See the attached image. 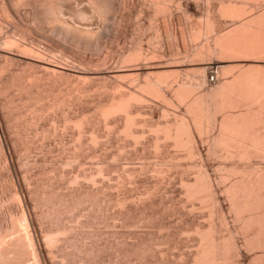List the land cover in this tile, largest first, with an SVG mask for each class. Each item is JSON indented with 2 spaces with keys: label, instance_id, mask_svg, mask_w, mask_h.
Here are the masks:
<instances>
[{
  "label": "rangeland",
  "instance_id": "obj_1",
  "mask_svg": "<svg viewBox=\"0 0 264 264\" xmlns=\"http://www.w3.org/2000/svg\"><path fill=\"white\" fill-rule=\"evenodd\" d=\"M33 1L34 0H32V2ZM67 1L64 2L67 3ZM77 1L75 0L73 2ZM150 1L151 0H138L136 4L135 2L123 3L121 2V0H118L115 2L116 13L112 14V12L110 14L113 17L105 14L104 12H99V15L103 17V20L105 21L101 23L99 22L100 19L94 17L95 19H92V22L89 20V24L88 22H85V25L83 22L80 23L69 16L70 8H72L70 6L73 2H71L70 4H66L63 2V9L65 8L64 6L67 5L68 11L67 7L65 8V13L63 12L64 10L62 11L61 22L65 21L66 23H69V28H64V25L53 22L54 20H51V18L47 16V14H45L44 9L42 8L43 6L40 5L39 0H35L34 5L33 3L29 5V7H32V9H29L32 12L28 11L27 9L26 12L21 13L24 15L28 14L26 16L29 17H27L29 21H25L26 16L24 15H22V17H24V20L23 18L22 20L25 21L24 23L29 22L28 24L30 25L31 23L32 25L28 26L26 24V26L28 27L25 28L31 29V37H33L31 38V40L33 39L31 44L33 48L37 50L39 54H41L42 61L44 60V62L46 61L45 63H49L53 66L56 65L58 66V68L63 67L59 69V71H62L65 75H60L61 77L58 75L59 77H57L58 79H56V81H53L51 79L53 82L51 80H47L46 78L47 81H45L44 87L47 88L49 86L48 88H51L52 90L54 88L55 91L53 90L54 92L51 95H48L44 92L41 93V91L39 92L41 94V101H39V104H35V107L40 109L39 111L41 112L40 118L38 119H36L35 115L30 111L31 105H34V103L31 104L27 102L23 105L22 103H20L21 105H19V109L12 112L11 109L6 108L5 105L7 96H0V107H3L2 109L0 108V221L3 222L2 217L5 215L6 207L11 205L13 206V204L10 203V205L6 204H8L7 196L11 192L12 187H14L21 199L23 209L26 212L28 218H30V220L35 223L34 226H36V229L34 228L33 230L35 232H38L34 235H37L38 238V236L40 235L39 229L41 228V231L43 228L42 231H44L46 226L47 231L51 223L48 222L50 220L49 217H46L45 210L49 209L47 208L49 204L41 205V203H38V201L36 200L37 198H34V191L39 185H43L46 180L50 178L49 181L54 183L52 184L53 188L49 187L47 189H51L52 192L54 191L53 194H56L57 192L64 193L67 190V186L63 182L59 183L60 181H58L59 178L57 176L60 172H70L80 169L76 162L72 163L71 165H66L65 163L70 162L68 160H70V157H72L74 152L79 153L80 162L82 163V167L80 166L81 169L84 168V170H94L96 167L95 164H98L97 166H101L105 173L103 179L98 180L100 182L97 183V187L102 192V202L99 205L100 207H97L90 203H86L78 211H73L70 213V221H63L64 217L60 221V223H62V226L70 225L74 227L73 236L81 249H84L85 251H88L89 249L99 251L97 257L93 256L88 258V256L85 255V258L81 261L80 264H188L189 259H191V255L194 254V250L196 249L197 245V239L192 233L194 232L193 230L195 228L205 229V227H207L209 223V221H206L208 220V211L206 212V208H202V210L200 208L199 210V204H197V202H193V204L191 201H186L187 199L185 198L183 188H181L182 186L180 185L181 178L182 180H185V182L193 181L194 172L196 171L193 169L196 167V164L199 165L200 160H195V158H193L194 160H189L184 156L183 151L182 153L180 150H176L174 147H172V143L170 140H165L160 135H154V133L150 131V127H152L153 125H164L165 123L171 121L173 122L175 120V116H183L185 114V106L182 105V107L181 105H177L178 103L175 101V98H173L174 93H172L174 87L176 86V80L178 81L182 79L181 77L183 74L188 73V77H193L194 81H196L197 77L200 76L194 73V71L195 69L203 67L206 68V71L202 75V78L204 79V81H206L208 72L210 70H208V67L217 72L218 70H220L218 69L219 67H229L236 64L241 65L246 64V62H243L242 60H240L241 62H239L238 60L236 61V59H230V61L228 59L227 61L224 60L221 63H215V58L213 56H210L211 58L209 56H198L197 58L195 55V52L197 51V44L204 42L205 40L204 38H201L198 41L196 40L197 42H194L191 37H188L190 35V32L188 33V31L190 30L188 26L193 25V29L191 28V32L192 30H197L198 28L195 27L196 25L202 23L201 21L204 15L202 13H200L201 16L200 14L197 15L200 16L199 19L195 15L194 17L197 20L200 21L201 19L200 23L194 18H191L192 20H190V24L189 19L187 20L186 16L184 17L181 12L176 11L177 9L174 8L176 6V2L178 3L180 1L175 0L174 4H172L170 7L171 9H169L171 12L168 10V12L170 13L166 12L165 14H162V16L157 15V17L159 18H157V20L152 15V10L149 7ZM206 1L210 3L211 17L215 19L214 21L218 23L221 22L220 25L222 27L224 26L225 28L231 26V22H228L229 20H223L221 16H219V13L216 12V6H218L219 2H227L228 0ZM5 2L8 7L12 6V1L11 3L9 2V4L11 5L7 3L8 0H4V3ZM199 2L204 3L205 0H200ZM237 2L242 6H248L247 8H251L254 13L264 7L262 1L258 3L251 1L253 2L251 4H249L250 1L249 3H247L246 0V3L244 2V0L242 2L238 0ZM82 3L83 6L87 7V2H85V4L82 1ZM107 3H110L109 5H112L110 1ZM73 5L75 4L73 3ZM81 5L82 4L80 3V8L83 7ZM23 7L24 6H22V8ZM18 8L17 10H19L20 12H22V10H26L22 9L21 6H19ZM1 10L2 9L0 8V20H3L2 18H4L5 16H3L4 13ZM142 10L144 11L142 12ZM140 12H142V14H140ZM171 13L172 17L170 16ZM66 14L68 17L65 16ZM182 16L186 18L188 22L185 19L183 20ZM188 17L190 18V16ZM67 18L70 21L67 20ZM163 19L165 20L164 22L166 24L170 25L171 23V30H173L172 32L170 30V27L167 28L169 25H166V27L162 26ZM71 20H74L73 24ZM194 20L196 22L193 23ZM151 21L152 23L150 24ZM183 21H186V23H184ZM187 23H189V25ZM156 24L158 25L157 27L155 26ZM23 25L20 26L21 28H18L20 29V31H23ZM202 25L200 24L199 28ZM84 27H86L85 29L88 28L91 31V36L88 38L80 36L77 33L75 34V32L72 31L73 28L83 30ZM224 27L222 29H224ZM155 28H157V30ZM164 28H167V30L169 29V33H172L170 39L168 36L167 39L166 35H164V33L166 32V29ZM68 29L70 31H68ZM182 30L184 31L182 32ZM3 31H5V29ZM155 32H159V38H156ZM180 33L183 35V37L182 35L180 36ZM181 38H184L185 42L183 41L184 39L182 40ZM155 39L158 41H156ZM134 49H140L142 54L144 52L146 58H148L140 62L137 61L127 64H121L120 58L122 57V55ZM150 52L151 54L154 53L156 55L154 56L156 57L155 60L154 58L152 59ZM161 56L162 58H160ZM149 57H151V60L149 59ZM248 63L253 64L254 62ZM158 64L161 65L158 66ZM254 64L262 67L264 66V61L262 60L261 62ZM17 66L19 67V65ZM156 66L164 67L163 69H161L163 71H179L177 72L179 73V79H175V81L173 79L174 83H172V80H170L171 82L169 83L168 87H163L160 89V92L164 94V96L169 101L171 100V106L165 105V103H163L160 99H155L153 97L150 98L149 95L142 96L143 103L140 104V107L139 104H131V112L137 116L135 117L137 119L135 120L136 126H133L132 129L134 132L143 135L142 138L140 137L138 139V143L130 140L129 138L126 139L119 132V128L122 123L120 116L111 117L109 120V122H111V125L108 126L109 128L104 127L105 125L103 119H101V117L98 115L99 113L96 109L98 103L107 96H118L119 92H122L124 90V92L126 93H137V84L141 82L143 77L146 76L143 75L142 77L140 76V74L153 70L159 71L158 69H156L158 68ZM18 67L15 68L14 66H12V69H19L20 67ZM128 69H133L130 70L131 72L129 71V73L138 74L137 79L136 77H134V75L132 76L134 78H130V80L127 78H120L121 80L119 78V80L107 78L115 71ZM161 70L159 72H161ZM33 72L35 74H40L38 70H34ZM74 73H98L104 77H102L101 79V76L99 77V79H93L90 77L91 79H87L88 82L85 81V79V83H82L83 80H79V82L74 77L69 75ZM233 74H231L230 76L226 75L228 76V78L226 79L223 76L222 79H220V76L219 80H231L232 75L233 77L236 76L237 72ZM218 81L216 82L218 83ZM78 84H80V86L83 85L82 87H85L84 89L87 90L83 93L77 92L75 88H73V86H76ZM107 85L110 88L107 87ZM113 85H117L119 87L122 86V88H120V91H115L113 90ZM203 85V88L201 87L200 89H198L199 92H202L210 87V84H208L207 82H205ZM166 89H170L169 92ZM198 90L196 91V93H199ZM60 91H62L61 94ZM14 94H16V96L18 95L17 100L22 97V95L19 93L17 94L15 92ZM59 97L62 100L64 99V107H60L59 109H55L52 111L48 107L51 106L52 102L55 101V99L59 100L57 99ZM4 107L6 110L4 109ZM61 110L65 112L64 114L68 115V118L71 117V120L74 117H79L82 112H85L88 116H92L94 118L95 126H91V129L87 128V131L85 130V133H82L80 137L81 139L79 138V143L83 147L82 149H75V146L77 145V131L73 128V125H70V122H68L69 124L67 123L68 125L64 123L65 118H63V116L61 115ZM4 111L6 112L4 113ZM163 111H165V113L167 112V117H161V113ZM238 111L240 110L237 109V112ZM136 112L137 114H135ZM3 114L9 116L8 121L7 118L5 119L6 122L3 120L5 117ZM218 114L220 115L221 113ZM14 115L17 116V120H13L12 117ZM138 115L141 116L138 117ZM219 118L221 117L216 115L214 120V125L216 127L213 125V129L211 128V130H213V134L210 131L208 135L203 134L201 138H199L197 134H195V136L200 139H197L196 149H198L196 151L200 153V156H202V162L203 164H205V169L208 175L211 176L212 180L214 179V182L219 181L218 184L216 183L217 197L221 209L224 213V218H226V226H223V228H219L218 222H214L217 221L216 217L213 222L215 223L216 227L218 226L217 229L219 228L220 234H227L226 231L227 228H229L231 231H233L234 233L236 232V234L239 235L235 236L240 250L239 253L241 252L238 261L241 264H249L250 258H253L256 255H261V252L258 250H254L255 252L253 250H245V246L243 244L244 235H240V232L237 231V224L233 223V216L231 213V215H229L228 213V203L227 200H225L226 198L224 197L225 195H223L224 193H222L223 189L229 183L227 181L228 178L226 180L223 179L225 180L224 182L218 180L219 176H222V174L223 176L225 175L224 171H220L218 169L219 166L217 167V165H220V163L222 162V159L219 156L221 154L220 151L217 152L218 154L216 153L217 155L215 157L207 156L208 151L206 150L209 146L208 139L214 137V135L216 134ZM186 119L188 120V118ZM90 130H94V134L95 136H97L98 142L96 145H94L95 147L90 145ZM43 131H45V133H43ZM155 138L159 140H157L159 144V151L153 147L154 145H152L155 142ZM181 156L185 158L183 159V157ZM177 158L180 159V161H177ZM185 159L191 162H188ZM156 164L159 166L161 165L162 167L164 166L165 168L164 171L166 173L163 179L156 177L157 175L154 174V167L156 168ZM172 164H174V166L176 165L177 167L173 168ZM188 166L190 168H192L193 166V168H189L190 170H188ZM168 170L170 171L168 172ZM128 174L131 175L128 177ZM9 186L11 187L9 188ZM121 201L125 203L123 208L118 207L117 204ZM5 202L6 204H4L5 206H3V208L2 205ZM190 204H192V206H190ZM34 212L36 215H34ZM40 214H43L41 217L43 222L41 221V218L39 219V217L41 216ZM47 222L48 224H46ZM39 223H41V226ZM62 246L63 247H60L61 249H56L57 251L54 250V255H57L56 259L53 256L55 264H59L56 262H60L61 256L64 254V252L69 251V253H72L70 251H73L70 245ZM140 247L144 248L145 251L143 250L140 253ZM58 250H62V253L60 252L61 255H59L60 253Z\"/></svg>",
  "mask_w": 264,
  "mask_h": 264
},
{
  "label": "bare ground",
  "instance_id": "obj_2",
  "mask_svg": "<svg viewBox=\"0 0 264 264\" xmlns=\"http://www.w3.org/2000/svg\"><path fill=\"white\" fill-rule=\"evenodd\" d=\"M11 1L8 0L7 3L9 4L10 2L12 4L11 7H8L6 5V2L4 3V0H0L1 2L0 8L2 9L1 11L4 13L3 16H5L4 18H2L3 20H0L1 22L0 23V96L3 95L7 96L6 102L5 101L3 102H5L6 108L11 109L12 112L14 110L19 109L18 107L19 105H21L20 103H22V105L27 102L31 104L34 103V105L33 104L31 105L30 111L35 115V118L38 119L40 118L41 112L39 111L40 109L36 108L35 106L37 105V103L39 104V101H41L40 98L41 94L39 92L41 91V93L44 92L48 95L49 94L51 95L55 91L54 88H53L54 91L51 88H48L49 86L47 88L44 87L45 81L51 79L53 81H56V79H58L57 77H59L60 75L64 76L65 74L62 71L61 72L59 71V69L63 67L58 68V66L56 65L53 66L50 65L49 63H45L46 61L44 62V60L42 61L41 54H39L38 51L35 50L31 44L33 40V39L31 40V38H33L31 37L32 36L30 32L31 29L25 28L30 26L31 23L30 25L28 24L29 22L24 23L26 20H28L27 19L28 16H26L28 14L25 13L26 15H24L21 13L26 12L27 9L28 11H30L29 9H32V7H29V5L31 3H33L34 5L35 0L33 2L32 0H11ZM39 1H40V5L43 6L42 8L44 9L45 14H47V16L51 18V20H54L53 22H57L60 25L61 24L64 25L63 26L64 28H69L68 27L69 23H66L65 21L61 22L62 11L64 10L63 12L65 13L66 10L65 8L67 7L66 4L67 3L70 4L75 0H68V1L39 0ZM64 1H67V3ZM78 1L73 2L75 5L71 3L72 5L70 7L72 8L69 7L70 8L69 16H71L72 18H74V20H77L80 23L83 22L85 25L87 22L89 24V22L92 19H95L94 17L100 19L99 22L101 23L105 21L103 20V17L99 15V12H104L105 14L108 15H110L112 12H113L112 14L116 13L115 2L118 0H109L112 5H109L110 3L109 4L107 3L109 2L108 0H100V1L78 0ZM82 1L84 3L87 2V7L83 6ZM199 1L180 0L178 3L176 2V6L174 7L177 9V10L175 9L176 11L181 12L182 15H184V17L186 16L187 20L189 19V22L194 18L196 21L200 23L201 19L199 21L194 16L196 15V17H198L199 19L201 16L200 13L204 15L203 18L201 17L202 23L200 24L203 25L200 26V28H199L200 24L196 25V27L194 24V27L198 29L195 30L194 28L195 31L192 30L191 32V28L193 29L192 27L193 25H190L191 27L188 26L190 29L188 33L190 32L189 34L191 35V36L189 35L188 37H191L194 42H197L201 38L202 39L204 38L205 40L204 42L197 44V51L195 52L196 57L198 58V56L199 57L213 56L215 58L214 60L215 63H221L224 60L227 61L228 59L229 60L236 59V61L238 60L239 62H241L240 60H242L243 62H246V64H241V65L236 64L229 67H219L218 69L220 70H218L217 72L215 71L216 81L219 80L220 76H221L220 79H222V76L226 79L228 78V76H230L235 72H237V75L233 77L234 75L233 74L231 80L230 79L224 81L219 80L218 83L216 81L214 83H208L207 78L206 81H204L202 75L206 71V68L203 67L195 69V71L193 70L194 73L200 76L197 77V80L195 79L196 81H194L193 77L189 78L187 75L188 73L183 74L185 76L183 75L182 77L180 76L182 79L178 81L176 80L175 82L176 86L174 87L172 93H174L173 98H175V101L178 103L177 105L185 106L184 115L186 118H188V120L184 117L183 114H181L183 116H177V117L175 116L174 117L175 120L173 122L172 121L167 122L164 125H153L152 127H150V131L154 133V135L162 136L165 140L166 139L168 141L170 140L172 143V147H174L176 150H180L181 152L183 151L184 156L187 157L189 160L193 158H195V160L196 159L200 160L199 165L196 164V167L194 166L195 168L193 170L196 171L194 172L193 181L185 182V180H182V178L180 180L181 182L180 185L182 186L181 188H183L185 198L187 199L186 201H191L192 203L197 202V204H199V210L200 208L201 210L202 208L204 209L206 208V212L208 211L207 214L208 220L206 221L207 222L209 221L205 229L195 228V227L194 230L192 229L194 231L192 233L195 235L197 239V245H196V249L194 250L195 251L194 254L192 253L193 255H191V259H189L188 264H241L238 261L241 252L239 253L240 250L235 238V236L238 234H236V232L234 233L229 228H227L226 231L227 234L225 235H222L219 232L220 227L223 228V226H226V222H225L226 218H224V213L221 209L217 197V184L219 181L217 182L215 180L216 182H214L213 181L214 179L212 180L211 176L208 175L205 169V164H203L202 162V158H201L202 156H200V153L196 151L198 149V148L196 149L197 139L201 138L203 134L208 135L210 131L212 133L213 130H211V128L215 124L214 120L216 115L221 117L218 119L219 122L217 124L218 129L216 131V134L214 135V137L208 139L209 146L206 150L208 151L207 156L215 157L218 154L217 152L220 151L221 154L219 156L222 159V162L220 163V165L218 164L217 167L219 166L218 169L220 171L223 170L225 175L223 176L222 174V176H219L218 180L224 182L228 178L227 181L229 183L223 189L222 192L224 193L223 195H225L224 196L226 198L225 200H227L228 203V213L229 215L232 214L233 216L232 221H234L233 223L237 224V228H238L237 231L240 232V235L241 234L244 235L242 236L244 237L243 244L245 246L244 247L245 250L246 249L250 251L258 250L261 252V255L259 256L256 255L253 258L251 257L249 264H264V66L261 67L254 64V63H259L262 60L264 61V7L258 10L256 13H254L251 8H247L248 6H242L238 4L237 2L238 0H228L227 2L224 1L219 2L218 6H216L217 7L216 12L219 13V16H221L223 20L226 19L229 20L228 22H231V26L228 25L229 26L228 28L227 27L225 28L223 26L224 29H227L224 30L222 29L223 27L220 25L221 23L220 19H219L220 23H218L214 21L215 19H213V17H211L210 3H208V1L206 0L204 3ZM239 1L242 2L243 0H239ZM251 1L255 3L262 1L263 2L262 4H264V0H246V2L249 4L253 3ZM63 2L66 3L64 9H63ZM121 2L136 3L138 2V0H121ZM174 2L175 0H151L149 3V7L152 10V15L157 19L158 18L157 15L162 16V14L168 12V10L171 9L170 7L172 4H174ZM80 3L82 4L81 6H83L82 8H80ZM19 6H21V8L22 6H24L22 9L24 10L26 9V10L25 11L22 10V12H20L21 10L18 8ZM17 8L20 11L17 10ZM67 11H68V7H67ZM143 11L144 10H142V12ZM142 12H140V14H142ZM199 14L200 16H197ZM22 15L26 16L25 21H23L24 17H22ZM65 16H67V14ZM170 16L172 17V13ZM188 16H190V18ZM184 17L183 20L184 19L186 20V18ZM67 20L69 19L67 18ZM74 20H71L72 24ZM195 20L193 21V23L196 22ZM162 21H159L162 22V26L166 27V25H169L164 22L165 21L164 19ZM186 21L183 22L186 23ZM151 23L152 21L150 22V24ZM26 24L28 26H26ZM157 24L155 25L156 27L158 26ZM187 24L189 25V23ZM21 25L24 26V28L22 27L23 31L22 30L20 31V29H18L21 28L20 27ZM86 27H84L83 30H78L74 28L73 30L72 29L71 30L74 31L75 34L77 33L80 36L88 38L91 36V31L88 28L85 29ZM169 27L171 30L172 29L171 23L167 28ZM167 28H164L166 29L164 35H166V38L168 36L170 39V36H172L171 32L173 30H171V32L169 33L168 31L169 29L167 30ZM4 29L5 31H3ZM155 29L157 30V28ZM68 31L70 30L68 29ZM183 31L184 30H182V32ZM155 34H156L155 35L156 38H159V32L157 33L155 32ZM181 35L182 34L180 33V36ZM183 41L185 42V39ZM143 54L140 51V49L131 50L128 53L122 55V57L120 58V63L127 64V63H132L137 61L140 62L146 60L148 57L146 58L145 54L144 55ZM151 56L152 59L154 58L155 60L156 57L154 56L156 55L152 53ZM150 58L151 57H149V59ZM160 58H162V56ZM248 62H252V63L254 62V63L249 64ZM17 65H19L20 68ZM160 65L161 64H158V66ZM12 66H14L15 68L18 67L19 69H12ZM163 68L164 67L161 66L156 69L160 71ZM209 69L211 68L208 67V70ZM34 70H38L40 74H38L37 72H36L37 74H35L33 72ZM130 70L129 69L118 70L113 72L112 74L110 71L111 75H109L107 78L108 79L127 78L130 80V78L132 79L136 77L137 79L138 74L135 73L131 74L129 73ZM159 71L153 70L140 74V76L142 77L143 75L146 76L143 77L141 82L137 84L138 87L137 93H131V92L126 93L124 92L125 91L124 90L122 92H119V95L118 96L116 95L117 97L107 96L98 103L96 109L99 113L98 115L101 117V119H103L105 125L104 127H108L111 125V122H109L111 117L120 116L122 123L119 128L120 129L119 132L123 135V137H125L126 139L129 138L134 142H137L140 137L142 138L143 135L134 132L132 129L133 126H136L135 120L137 119L135 117L137 116L131 112V104L136 103L137 105L139 104L140 107V104L143 103L142 96L149 95L150 98L153 97L155 99H160L163 103H165V105L171 106L172 103L170 102L171 100L169 101L164 96V94L160 92V89L163 87H168L169 83L171 82L170 80H172V83H174L175 79H179L178 78L179 73H177L179 71L177 72L170 70L169 71L161 70V72ZM69 75H71L78 81L83 80L82 83H85V81L88 82L87 79L90 77L93 79L95 78L99 79V77L101 76L98 73H91V74L74 73ZM133 75L134 77H132ZM102 77L104 76H101L100 79ZM205 82L210 84V87L202 92H199L198 89L204 86L203 84ZM82 86L78 84L76 86H73V88H75L77 92L83 93L87 89H84L85 87ZM113 86H114L113 90L115 91L116 90L120 91V88H122V86L120 87L117 85H113ZM107 87L109 86L107 85ZM169 90L167 91L169 92ZM197 90L199 93H196ZM15 92L17 94L18 93L21 94L23 98L21 97L22 99L20 98L17 100L18 95L16 96V94H14ZM61 93L62 91H60V94ZM57 99L59 100L55 99V101L53 102L51 101L52 104L50 107H48L52 111L55 109H59L60 107L62 108L64 107V103H65L64 99L62 100L60 97ZM237 109H239L240 111L237 112ZM5 112L6 111H4V113ZM64 113L65 112L61 110V115L63 116V118H65L64 119L65 122L64 120L63 122L66 125H68L69 124L68 122H70V125H73L74 126L73 128L76 129L77 131L78 136L76 137L77 145L75 146V149H82L83 147L79 143V138L81 137L82 133H85V130L87 128L91 129L90 128L91 126H95L94 118L92 116H88L87 113L82 112L79 117L78 116L76 118L74 117L75 119L72 118L71 120V117L68 118L67 117L68 115ZM218 113L221 114L219 115ZM135 114H137V112ZM161 114H162L161 116L162 118L165 116L167 117L166 115L167 112L165 113V111H163ZM4 116L5 117L3 120L5 121V119L7 118L8 121L9 116L8 115H4ZM140 116L141 115H138V117ZM16 117L17 116L14 115L12 117L13 120H17L18 118ZM10 118H11V114H10ZM65 124H64V128H65ZM43 133H45V131H43ZM195 134H197L199 138H197ZM157 140L158 139L155 138V142L154 144H152L154 145L153 147L156 150H158L159 148L158 146L159 144ZM89 141H90V145L92 146L96 145L98 142L97 136H95L94 134V130H90ZM185 157H183V159ZM189 160L187 161L191 162ZM68 161L70 162H65L66 165H71L72 163L76 162L80 169L73 170L70 172H66V171L60 173L58 172L59 174L58 176L57 175L56 176L59 178L58 180L60 181L59 183L63 182L67 186L66 187L67 190L66 191L64 190L65 191L64 193L57 192L56 194H53L54 191L52 192L51 189L49 190L47 189L49 187L53 188L52 184L54 183L49 181L50 178L46 180V182L43 185H39L34 191V198H37L36 200L38 201V203H41V205L49 204V206L47 207L49 209L45 210V214L46 217H49L50 221L48 222L51 223L47 231H46L47 226L46 228L44 227L45 228L44 231H42L43 228L40 231L41 228L39 227L40 235L38 236V238L37 235L36 236L34 235L35 233L37 234L38 232V231L35 232L33 230L36 227L34 226L35 223L32 220H30V218H28L26 212L24 211L21 199L18 196L16 189L12 187L11 192L9 191L10 193L7 196L8 204H6L5 202L3 203L2 207L5 206L4 204L6 205L13 204V206L11 205L12 207L11 206L6 207L5 215L2 217L3 222L0 221V264H44V263L55 264L53 256L56 259L57 255L56 256L54 255L55 254L54 250L61 249L60 247H63L62 245L65 246L70 245L73 251H70L72 253H69V251L64 252V254L61 256L60 262H56V263L80 264L81 261L85 258V255H87L88 258L93 256L97 257L99 252L98 250L89 249L88 251H85L84 249H81L73 236L74 227L70 225L62 226V223H60V221L64 217L63 221L66 220L65 222H67V220L71 219L70 213L73 211H78L86 203L93 204L97 207L100 205V203L102 202V197H101L102 192L97 187V183L100 182L98 180L103 179L105 173L101 166H97L98 164H95L96 167L94 170H84V168H82L83 169L82 170L81 169L82 163L80 162V154L76 152H74V154L72 155V157H70V160ZM177 161H180V159H178ZM160 166L157 165L156 168L154 167V174L157 175L156 177L163 179V177H165L166 172L164 171L165 170L164 166L163 167L161 166L162 168ZM172 166L173 168L177 167L176 165L174 166V164H172ZM189 166L187 168L188 170L193 168V166L192 168H190L191 166L190 167ZM169 171L170 170H168V172ZM130 175L131 174H128V177ZM11 186H9V188ZM117 204L118 207L120 208H123L125 205V203L122 201L118 202ZM190 206H192V204H190ZM35 212L34 215H36ZM42 215L39 217V219L42 217ZM215 217L217 221H214ZM213 221L218 222L219 225L218 229H217L218 226L216 227ZM48 222L46 224H48ZM39 224L41 226V223ZM142 247H140L139 249L140 253L144 250V248ZM62 250L60 251L58 250L59 253ZM61 253L59 255H61Z\"/></svg>",
  "mask_w": 264,
  "mask_h": 264
},
{
  "label": "built area",
  "instance_id": "obj_3",
  "mask_svg": "<svg viewBox=\"0 0 264 264\" xmlns=\"http://www.w3.org/2000/svg\"><path fill=\"white\" fill-rule=\"evenodd\" d=\"M208 83H214L216 81L215 71L210 69L207 76Z\"/></svg>",
  "mask_w": 264,
  "mask_h": 264
}]
</instances>
